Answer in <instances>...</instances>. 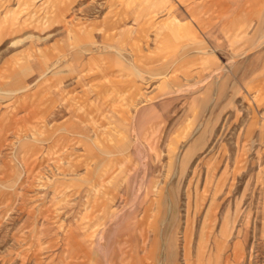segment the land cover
<instances>
[{
	"label": "rangeland",
	"instance_id": "374dc122",
	"mask_svg": "<svg viewBox=\"0 0 264 264\" xmlns=\"http://www.w3.org/2000/svg\"><path fill=\"white\" fill-rule=\"evenodd\" d=\"M0 264H264V0H0Z\"/></svg>",
	"mask_w": 264,
	"mask_h": 264
}]
</instances>
